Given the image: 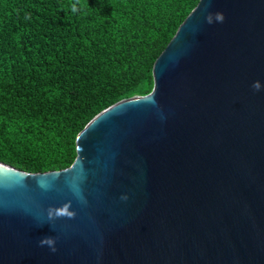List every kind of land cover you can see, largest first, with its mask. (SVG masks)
<instances>
[{"label":"water","instance_id":"water-1","mask_svg":"<svg viewBox=\"0 0 264 264\" xmlns=\"http://www.w3.org/2000/svg\"><path fill=\"white\" fill-rule=\"evenodd\" d=\"M154 80L68 168L0 162V264H264V0H201Z\"/></svg>","mask_w":264,"mask_h":264},{"label":"trees","instance_id":"trees-1","mask_svg":"<svg viewBox=\"0 0 264 264\" xmlns=\"http://www.w3.org/2000/svg\"><path fill=\"white\" fill-rule=\"evenodd\" d=\"M201 0H0V162L68 168L104 109L155 86L154 66Z\"/></svg>","mask_w":264,"mask_h":264},{"label":"clouds","instance_id":"clouds-1","mask_svg":"<svg viewBox=\"0 0 264 264\" xmlns=\"http://www.w3.org/2000/svg\"><path fill=\"white\" fill-rule=\"evenodd\" d=\"M217 19L220 20V21L222 22V20H223V16H222V14H219V13H218V14H217ZM254 88H256L257 90H259V84H258V83L255 84V85H254ZM42 243H43V242H42ZM52 250L55 251L54 248H53Z\"/></svg>","mask_w":264,"mask_h":264}]
</instances>
